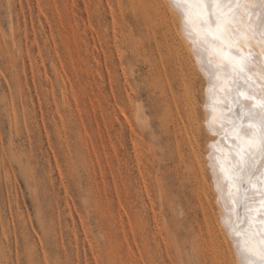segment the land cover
<instances>
[{
    "label": "rangeland",
    "instance_id": "rangeland-1",
    "mask_svg": "<svg viewBox=\"0 0 264 264\" xmlns=\"http://www.w3.org/2000/svg\"><path fill=\"white\" fill-rule=\"evenodd\" d=\"M169 3L0 0V264H220L204 227L191 148L198 137L207 157L205 97L213 96L212 121L225 112L237 117L229 120L235 129L226 127L230 152L247 109L238 112L234 76H208L195 62L204 75L195 69L191 85L194 68L178 59L184 54L169 31L181 28V15ZM213 56L222 64V55ZM185 88L196 95L195 127ZM219 149L223 173L229 162L221 166ZM256 180L259 189L264 182Z\"/></svg>",
    "mask_w": 264,
    "mask_h": 264
},
{
    "label": "snow or ice",
    "instance_id": "snow-or-ice-1",
    "mask_svg": "<svg viewBox=\"0 0 264 264\" xmlns=\"http://www.w3.org/2000/svg\"><path fill=\"white\" fill-rule=\"evenodd\" d=\"M172 5L181 15L182 30L193 42L196 55L203 58L202 67L213 76L223 72L225 76H234V92L238 112H243L245 124L241 135L233 139L231 161L223 173L216 172L217 182L224 189L228 180L237 186L239 195L234 203L241 208L242 221L230 219L225 226L232 237L240 264H264V211L257 213L254 206L259 202L264 208V183L254 189L253 180L258 175L264 176V76L259 78V92L254 84L249 83V71L254 65L249 56L259 60L251 47L245 55L243 45L248 43L246 33L251 31L253 38H258L264 48V0H171ZM251 11L253 17H249ZM258 15V23L254 17ZM255 24V26H253ZM215 46V47H214ZM229 51L234 55H229ZM222 55V64H215L210 56ZM264 72V63L260 65ZM247 88L252 94L242 98L240 88ZM259 96V107L255 97ZM227 107V105H224ZM256 125L259 126L258 131ZM238 125L233 124L235 129ZM219 165L214 167V171ZM226 177L228 179H226ZM254 222L257 227H253Z\"/></svg>",
    "mask_w": 264,
    "mask_h": 264
},
{
    "label": "bare ground",
    "instance_id": "bare-ground-1",
    "mask_svg": "<svg viewBox=\"0 0 264 264\" xmlns=\"http://www.w3.org/2000/svg\"><path fill=\"white\" fill-rule=\"evenodd\" d=\"M144 1H146V0H144ZM160 1H162V2H165V4L168 2L169 3V1H170V3L172 4V2H171V0H160ZM148 2V1H147ZM149 2H150V0H149ZM155 2H157V1H155ZM154 2V3H155ZM159 2V1H158ZM151 3H152V1H151ZM153 3V4H154ZM161 3V2H160ZM169 3V4H170ZM148 4V3H147ZM153 4H149V5H153ZM164 4V3H163ZM168 5V4H167ZM166 5V6H167ZM153 6H157L156 4L155 5H153ZM160 6V5H159ZM163 6V5H162ZM165 6V5H164ZM163 6V7H164ZM155 8V7H154ZM156 8H158V7H156ZM160 8H162V7H160ZM160 8L158 9V10H160ZM169 8H173V7H171V5H170V7ZM167 9V8H166ZM155 10V9H154ZM173 11H177V9H172ZM148 11V10H147ZM161 11V10H160ZM169 11L170 10H168V13H169ZM162 12V11H161ZM179 11H177V12H175V13H178ZM147 13L148 12H146V15H147ZM150 13L152 14V11H150ZM158 13H160V12H158ZM163 14V13H162ZM165 15L164 16H166V12L164 13ZM172 14H174V12L172 13ZM172 14H170L171 16H172ZM180 13H178V15H179ZM175 15V14H174ZM177 15V16H178ZM248 15H249V17H253V14L251 13V11H249V13H248ZM258 13L256 14V16L254 17V19H255V23H258L259 21H258ZM158 16H159V14H158ZM163 15H160L159 17H161V18H163L162 17ZM171 16H169V17H171ZM148 17V16H147ZM167 17V16H166ZM179 18H181V16H178ZM177 17V18H178ZM149 18V17H148ZM160 18V19H161ZM157 19H159V18H157ZM166 19H169L168 17L166 18ZM166 19H164L165 21H166ZM173 19H175L174 17H173ZM172 18H171V22L172 23H174L175 22V20H173ZM151 20V19H150ZM162 20V19H161ZM174 22H173V21ZM181 19H179V21H180ZM163 21V20H162ZM176 21H178V20H176ZM160 22V21H159ZM171 22H170V24H171ZM158 23V22H157ZM162 23V22H161ZM163 23H165L164 21H163ZM166 23L167 24H169L167 21H166ZM178 24L180 23V22H177ZM160 24V23H159ZM167 24L165 25V27L167 26ZM176 23H174L173 25H175ZM164 25V24H163ZM163 25H161V28H162V26ZM181 25H182V21H181ZM159 26V25H158ZM168 26H170V25H168ZM253 26H255V24L253 25ZM160 27V26H159ZM164 27V26H163ZM173 27H175V26H173ZM177 27V26H176ZM175 27V29H170L169 31L172 33V37L174 38V41L175 42H173V43H176V44H174V45H176V46H178L179 48H180V50L183 52V54H184V56H179L178 57V59L180 58V57H184L185 59H186V61L190 64V65H192V67L194 68L195 67V62H196V64L198 63L199 64V70H203V72L206 74V75H208V76H210V74H212V73H210V71L207 69V68H205V67H202V64H203V60H201L202 58L200 57V56H197L196 55V49H195V45L193 44V42L185 35V33H184V31L182 30V26H181V28L179 29V28H176ZM167 28V27H166ZM165 28V29H166ZM162 30H163V28H162ZM164 31V30H163ZM167 31V33L169 32L168 30H166ZM165 31V32H166ZM171 33H170V35H171ZM163 34H164V32H163ZM167 35H169V34H167ZM246 36H247V38H248V43H247V45H248V47H251V49L253 50V52L257 55V56H259V60H257L254 56H249V59L250 60H252V63H253V65H254V71H249L248 72V74L250 73V74H252L254 77H255V79L253 80V84L256 86V88L257 89H259L260 87H261V84H260V82H259V78L261 77V76H264V75H259V73L260 72H262L261 71V69H260V67H259V69H258V67H257V65H256V60L259 62V61H261L262 63H264V48H261L260 47V41H259V39L258 38H253V33L251 32V31H248L247 33H246ZM164 38V37H163ZM166 39V38H165ZM164 39V40H165ZM169 40V39H168ZM168 40H166V41H168ZM172 40V39H171ZM165 43V42H164ZM171 43L172 42H170V44H169V46L171 45ZM167 44V45H168ZM173 45V44H172ZM175 46V47H176ZM171 47V46H170ZM174 46H172V48H173ZM177 47V48H178ZM215 47V46H214ZM168 51H170V50H168ZM177 51H179V50H177ZM180 51V52H181ZM170 54H171V52H169ZM176 54L178 53V52H175ZM248 53V52H247ZM169 54V55H170ZM175 54V55H176ZM175 55H174V57L172 58V59H174L175 58ZM179 55V54H178ZM177 55V56H178ZM181 55H182V53H181ZM247 55V54H246ZM168 57V56H167ZM170 57V56H169ZM195 57H196V61H195ZM212 57H214L213 55H212ZM123 58V57H122ZM121 58V59H122ZM221 58H222V56H221ZM170 59V58H169ZM171 59V60H172ZM178 59H176V60H178ZM197 60H198V62H197ZM181 61H182V59H181ZM180 61V62H181ZM213 61H215V60H213ZM174 62H177V61H174ZM179 62V63H180ZM261 62L259 63V64H261ZM178 63V62H177ZM183 63V62H182ZM176 64V63H175ZM185 64V63H184ZM183 64V65H184ZM216 64H217V62H216ZM219 64V63H218ZM258 64V63H257ZM179 65V64H178ZM177 65V66H178ZM176 66V67H177ZM186 66H188V64H186ZM260 66V65H259ZM190 67V66H189ZM188 67V68H189ZM196 67H198L197 65H196ZM193 68H192V70H193ZM187 69V68H186ZM185 69V70H186ZM190 69V68H189ZM196 68H194V70H193V72H192V74H194L193 76H190V81H191V85L193 86V85H195V82H196V80H193V78L195 77V74H196V70H195ZM191 70V69H190ZM178 71V70H177ZM198 71V70H197ZM186 72V71H185ZM200 74H202L200 71H198ZM198 72H197V74H198ZM257 72H259L258 74H257ZM189 73V75L191 74L190 72H188ZM188 73H187V77H188ZM204 73H203V75H204ZM220 73V72H219ZM165 74V73H164ZM181 74V73H180ZM191 74V75H192ZM222 74V73H221ZM261 74V73H260ZM182 75V74H181ZM184 75H185V73H184ZM219 75V74H218ZM222 75H224V74H222ZM186 76V75H185ZM202 76V75H201ZM208 76H205L206 78L208 77ZM250 76V75H249ZM198 77H200V75L198 76ZM224 77V76H223ZM222 77V78H223ZM251 78H250V82H251V80H252V76H250ZM197 78V77H196ZM195 78V79H196ZM225 78V77H224ZM227 78V77H226ZM232 78V77H231ZM180 79V78H179ZM181 79H182V77H181ZM208 79V78H207ZM228 79V78H227ZM227 79H226V81H227ZM233 79H235V77H233ZM188 80V78L186 79V81ZM182 81V80H181ZM214 81V80H213ZM212 81V82H213ZM215 81H216V79H215ZM214 81V82H215ZM224 81V80H223ZM231 81V80H230ZM235 81V80H234ZM205 82V81H204ZM207 82H210V80L208 79V81ZM211 82V83H212ZM213 82V83H214ZM217 82V81H216ZM222 82V81H221ZM220 82V83H221ZM228 82V81H227ZM181 83V82H180ZM219 83V84H220ZM224 83H226V82H224ZM232 83V82H231ZM229 84V86L231 85V86H234V85H232V84ZM182 84V83H181ZM187 84V83H186ZM210 84V83H209ZM217 84V83H216ZM227 84V83H226ZM225 84V85H226ZM189 85V84H188ZM187 85V87H189ZM206 85V84H205ZM211 85V84H210ZM209 85V86H210ZM214 85V84H213ZM221 85V84H220ZM219 85V86H220ZM224 85V84H223ZM224 85V86H225ZM196 86V85H195ZM217 86V85H216ZM224 86H222V87H224ZM228 86V87H229ZM186 87V86H185ZM212 87V86H211ZM221 87V86H220ZM189 88H191V86L189 87ZM188 88V89H189ZM218 88V87H217ZM226 90H227V88L226 87H224ZM223 88V89H224ZM230 88V87H229ZM187 88H185V92L186 91H188V89L186 90ZM222 89V88H221ZM234 89V88H233ZM232 89V90H233ZM240 89H244L243 87L242 88H240ZM184 90V89H183ZM205 90H206V87H205ZM207 90H208V92H209V90H210V88L207 86ZM207 90H206V92H207ZM214 90H216L217 91V89H214ZM232 90H231V92H232ZM246 90H248L247 88H246ZM191 91H192V89H191ZM191 91H188V92H186V94L188 95L187 97H188V99L189 100H186V98L184 97V94H183V96L182 97H184V99H185V102L186 101H188L187 102V104H188V108H189V115H190V117L192 116L193 117V119H191V120H194L193 121V124L194 123H196V124H198L199 123V121H200V119L198 120V111H197V109H196V101L197 100H195V98H192V96H194L195 94H192L191 93ZM223 91V90H222ZM184 92V91H183ZM195 92V91H194ZM203 92V91H202ZM205 92V93H206ZM230 92V93H231ZM234 92V91H233ZM204 93V92H203ZM219 93V92H218ZM220 93H221V91H220ZM224 93V92H223ZM225 93H227V92H225ZM229 93V92H228ZM243 93H245V92H243ZM242 93V94H243ZM131 94V93H130ZM246 94V93H245ZM245 94H243V95H245ZM134 95V94H133ZM133 95H131V96H133ZM206 95H207V93H206ZM208 95H209V93H208ZM211 95H213V94H211ZM210 95V96H211ZM223 95V94H222ZM196 96V95H195ZM226 96V95H225ZM224 96V97H225ZM227 96H229V95H227ZM129 97V96H128ZM134 97V96H133ZM211 97H213V96H211ZM211 97H205V99H204V122H206V125L207 126H205V127H207V130H208V134H209V140H208V149H207V157H205L204 155H203V153H202V151H201V148H200V145H199V142H198V137H196L195 138V142L193 141V145H192V147L193 148H191V150L193 149L194 150V154H192L193 156H194V158H192L191 160H192V166L191 167H193L192 169H193V171L195 172V176L197 177V179H196V177H195V179H196V183H199L198 184V196L200 197V199H201V205H202V208H203V210H204V219H205V222H204V227L206 226V229L208 230L207 232H208V234L210 235V238H211V240H210V243H211V245L210 246H212V249H213V251H214V255L216 256L215 258L217 259V260H219V262H220V264H240V257L237 255V252H236V246H235V243H234V241H233V239H232V237L230 236V234H229V231H228V229L226 228V226H225V222L226 221H228V220H230V219H236V217H238V209H239V206L238 205H236L235 203H234V200H235V197L236 196H238L239 195V192L237 191V187L235 188V190H233V192L231 191V193H229L228 192V188H227V190H224L219 184H218V182H217V175H216V172H219V168H217L216 169V171H214V167L216 166V165H218L217 164V162L218 161H216V157H217V155H216V151H218L217 149H219V150H221V151H219V152H222L221 153V157L220 158H222V159H220V158H218L219 159V161H221L222 160V164H221V166H223L224 167V165L223 164H225V163H227V162H230L231 161V159H230V161H227L228 159H227V157L229 158V157H231V154H232V152H230L231 151V149L230 150H228L227 149V146L228 145H230L229 144V142L228 141H230V138H229V140L227 141V140H225V138H226V134H228V132H227V130H226V127L229 125L230 126V124L229 123H231V122H233V121H231V122H229V120H231L232 118H236L237 119V117L235 116V117H232L228 112H225V115H224V117H225V119L223 118V115H220L219 113V115L224 119H222L221 121H218L217 122V120H216V122H214V121H212L211 120V114H212V110H213V105H212V103H213V99H211ZM223 97V96H222ZM234 97V96H233ZM247 97H249V96H247ZM215 98H217V97H215ZM214 98V99H215ZM242 98H244V96L242 97ZM246 98V97H245ZM255 98H257V97H255ZM130 99H132V97L130 98ZM134 99V98H133ZM132 99V100H133ZM183 99V100H184ZM210 99H211V103H210ZM224 99H227V97H225ZM224 99H222V100H224ZM230 100H231V98H229ZM234 99V98H233ZM127 100H128V98H127ZM235 100V99H234ZM234 100H232V101H234ZM129 102H130V100H128ZM220 101H221V98H220ZM224 101H226V100H224ZM227 101H229L228 99H227ZM236 101V100H235ZM256 101V100H255ZM134 101H132V103H133ZM216 102V101H215ZM231 101H229V103H230ZM257 102H258V99H257ZM256 102V103H257ZM129 104V103H128ZM137 104V103H136ZM185 104V103H184ZM234 104H236V102H234ZM130 105V104H129ZM129 105H128V107H129ZM131 105H133V104H131ZM130 105V106H131ZM224 105H225V103H224ZM231 104H229V106H230ZM233 105V104H232ZM231 105V106H232ZM258 105H259V103H258ZM136 106V105H135ZM138 106H139V104H138ZM140 106H141V104H140ZM185 106V105H184ZM228 106V107H229ZM257 106V105H256ZM142 107V106H141ZM140 107V108H141ZM186 107V106H185ZM218 107V106H217ZM216 107V108H217ZM221 107V106H220ZM259 107V106H258ZM127 108V107H126ZM133 108V107H132ZM138 108V107H137ZM143 108V107H142ZM141 108V109H142ZM224 108V107H223ZM227 108V107H226ZM232 108V107H231ZM139 109V108H138ZM140 109V110H141ZM185 109H187V107L185 108ZM245 109V108H244ZM134 110V109H133ZM197 111V113H195L196 111ZM219 110V109H218ZM226 110V109H225ZM233 110V109H232ZM128 110L127 109H125V112H127ZM137 111H139V110H137ZM187 111V110H186ZM185 111V112H186ZM231 111V110H230ZM246 111V110H245ZM130 112V111H129ZM133 112H135V111H133ZM144 112V111H143ZM215 111H213V113H214ZM232 113V115L234 114L233 112H231ZM127 114V113H126ZM132 114H134V113H132ZM139 114V113H138ZM186 114H187V112H186ZM197 114V115H196ZM215 114V113H214ZM124 115H125V113H124ZM123 115V116H124ZM189 115H187V117L189 116ZM216 115H217V113H216ZM215 115V116H216ZM134 116V115H133ZM140 116H142V115H140ZM218 116V115H217ZM126 117H127V115H126ZM212 117H213V114H212ZM219 117V116H218ZM128 118V117H127ZM127 118H126V120H127ZM141 118V117H140ZM139 117H138V115H137V120H138V122L141 120V122H142V119H140ZM143 118V117H142ZM217 118V117H216ZM245 118V117H244ZM124 119V121L125 122H127L126 120H125V118H123ZM130 119V118H129ZM134 119H136L135 117H134ZM188 120H189V117L187 118ZM219 119V118H218ZM187 120V121H188ZM206 120V121H205ZM243 120H245V119H243ZM130 121V120H129ZM190 121V120H189ZM188 121V122H189ZM234 121H236V120H234ZM237 122H239V121H237ZM245 122V121H244ZM124 123V122H123ZM128 123V122H127ZM130 123V122H129ZM236 123V122H235ZM126 124V123H125ZM188 124H190V126H191V124L192 123H188ZM192 124V125H193ZM201 124V123H200ZM234 124V123H233ZM232 124V125H233ZM131 125V124H130ZM205 125V124H204ZM256 126H258V125H256ZM128 127V126H127ZM194 127H195V124H194ZM231 127V126H230ZM129 128H131V127H129ZM191 128V127H190ZM202 128V127H201ZM227 128H229V127H227ZM258 128H259V126H258ZM187 129H188V127H187ZM186 129V130H187ZM204 129H206V128H204ZM129 130V129H128ZM133 130H135L134 128H133ZM196 130V129H195ZM206 130V131H207ZM131 131V130H130ZM257 131H258V129H257ZM236 132V131H235ZM131 133H132V131H131ZM134 133V132H133ZM221 134V137H222V139L220 140V141H215V139H217L216 138V135L215 134ZM187 134V133H186ZM198 134V133H197ZM188 135H190V134H188ZM196 135V134H195ZM194 135V136H195ZM194 136L192 137V138H194ZM228 136H230V135H228ZM227 136V137H228ZM135 137H136V135H135ZM243 137V136H242ZM132 138H133V136H132ZM198 138V139H197ZM187 139H188V136H187ZM190 139V138H189ZM188 139V140H189ZM226 139H228V138H226ZM192 140V139H191ZM232 140V139H231ZM134 141V140H133ZM227 142H228V144H227ZM137 143V142H136ZM135 143V144H136ZM207 143V142H206ZM133 144V143H132ZM189 144H190V142H189ZM191 144H192V142H191ZM190 144V145H191ZM219 147V148H218ZM230 147V146H229ZM193 150H192V152H193ZM206 150V149H205ZM233 151V150H232ZM136 152L137 151H135V155H137L136 154ZM205 154V153H204ZM220 154V153H219ZM138 156V155H137ZM223 161H224V163H223ZM228 164V163H227ZM227 164H226V166L224 167V168H227ZM223 167H221V168H223ZM223 168V169H224ZM208 169H210V171L212 172L211 174H212V176H213V183L212 182H210V183H212V184H210L209 183V178H208V174H210V173H208ZM222 169V170H223ZM221 170V169H220ZM193 172V173H194ZM223 172H224V170H223ZM221 173H222V171H221ZM227 179V178H226ZM256 179H262L263 180V182H264V178H263V176L262 177H256V178H254V180H256ZM211 180V179H210ZM254 180H253V184H254ZM212 181V180H211ZM230 181V180H229ZM228 181V182H229ZM257 181V180H256ZM229 183H231V182H229ZM256 183V182H255ZM232 184V183H231ZM231 184L229 185L228 184V186H230V187H232L231 186ZM257 184V183H256ZM212 185V186H211ZM197 186V185H196ZM232 189V188H231ZM254 191L256 190V189H253ZM254 208H255V211H257V209L259 208L261 211L262 210H264V208H261L260 207V204H259V202L254 206ZM259 219V216H258V214L256 215V220H258ZM253 227L255 228V227H257V225H256V223L254 222V224H253ZM199 244V243H198ZM199 245H197V247H198ZM212 254V255H213ZM213 255V256H214ZM197 258V257H196ZM215 258H211V259H215ZM213 263V262H212ZM214 263H216L215 261H214Z\"/></svg>",
    "mask_w": 264,
    "mask_h": 264
}]
</instances>
